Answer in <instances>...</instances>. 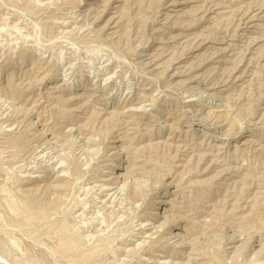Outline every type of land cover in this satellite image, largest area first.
I'll return each mask as SVG.
<instances>
[{
  "label": "rangeland",
  "instance_id": "obj_1",
  "mask_svg": "<svg viewBox=\"0 0 264 264\" xmlns=\"http://www.w3.org/2000/svg\"><path fill=\"white\" fill-rule=\"evenodd\" d=\"M0 264H264V0H0Z\"/></svg>",
  "mask_w": 264,
  "mask_h": 264
},
{
  "label": "bare ground",
  "instance_id": "obj_2",
  "mask_svg": "<svg viewBox=\"0 0 264 264\" xmlns=\"http://www.w3.org/2000/svg\"><path fill=\"white\" fill-rule=\"evenodd\" d=\"M184 3H185V2L181 1L179 4H184ZM45 137H46V136H45V133L42 132V133H41V138H42L43 140H46ZM43 143H45L46 145H49L47 140L44 141ZM118 166L120 167V165H118ZM118 170H119V169H118ZM117 172H118V171L114 172L113 169H110V171H109V175H112L113 178H114V176H115V174H116ZM115 178H116V177H115ZM175 237H176V236H175ZM179 247L182 248L181 244H179Z\"/></svg>",
  "mask_w": 264,
  "mask_h": 264
}]
</instances>
